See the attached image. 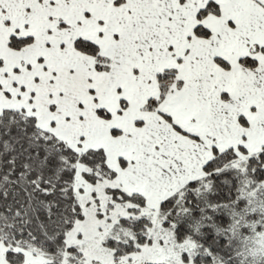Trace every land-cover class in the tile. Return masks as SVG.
Listing matches in <instances>:
<instances>
[{
	"label": "snow or ice",
	"instance_id": "6c2138e0",
	"mask_svg": "<svg viewBox=\"0 0 264 264\" xmlns=\"http://www.w3.org/2000/svg\"><path fill=\"white\" fill-rule=\"evenodd\" d=\"M0 264H264V0H0Z\"/></svg>",
	"mask_w": 264,
	"mask_h": 264
}]
</instances>
